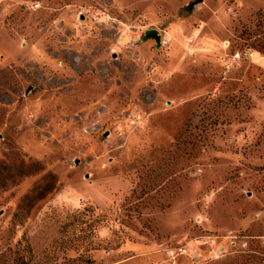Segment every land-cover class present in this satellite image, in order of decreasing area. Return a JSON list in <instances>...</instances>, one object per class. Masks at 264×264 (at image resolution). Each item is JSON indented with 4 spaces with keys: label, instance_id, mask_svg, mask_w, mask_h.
<instances>
[{
    "label": "rangeland",
    "instance_id": "1",
    "mask_svg": "<svg viewBox=\"0 0 264 264\" xmlns=\"http://www.w3.org/2000/svg\"><path fill=\"white\" fill-rule=\"evenodd\" d=\"M0 264H264V0H0Z\"/></svg>",
    "mask_w": 264,
    "mask_h": 264
},
{
    "label": "water",
    "instance_id": "2",
    "mask_svg": "<svg viewBox=\"0 0 264 264\" xmlns=\"http://www.w3.org/2000/svg\"><path fill=\"white\" fill-rule=\"evenodd\" d=\"M145 39L144 40H149L152 39L156 42L157 47L160 46V36L157 33V30H148L145 31Z\"/></svg>",
    "mask_w": 264,
    "mask_h": 264
},
{
    "label": "built area",
    "instance_id": "3",
    "mask_svg": "<svg viewBox=\"0 0 264 264\" xmlns=\"http://www.w3.org/2000/svg\"><path fill=\"white\" fill-rule=\"evenodd\" d=\"M236 57H238V58H239V54H238V53L236 54Z\"/></svg>",
    "mask_w": 264,
    "mask_h": 264
}]
</instances>
